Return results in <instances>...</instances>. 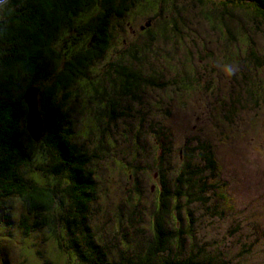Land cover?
I'll list each match as a JSON object with an SVG mask.
<instances>
[{
	"label": "rangeland",
	"instance_id": "rangeland-1",
	"mask_svg": "<svg viewBox=\"0 0 264 264\" xmlns=\"http://www.w3.org/2000/svg\"><path fill=\"white\" fill-rule=\"evenodd\" d=\"M9 1H0V20ZM111 31L103 56L86 70V79L103 87L99 100L93 85L79 79L65 105L75 142L93 154L88 168L97 198L89 226L109 248L108 259L137 254L136 232L151 236L154 199L171 187L182 149L199 137L210 143L218 169L210 202L217 210L189 207L197 243L215 257L223 253L227 264H264V21L228 1L134 0ZM76 35L64 33L60 48L76 47ZM118 62L144 74L153 69L166 85L140 88L139 102L117 97L111 80ZM235 96L246 98L227 111ZM105 106L114 112L110 118ZM26 211L16 195L0 198V264H76L48 228H33L35 215L23 223Z\"/></svg>",
	"mask_w": 264,
	"mask_h": 264
},
{
	"label": "trees",
	"instance_id": "trees-1",
	"mask_svg": "<svg viewBox=\"0 0 264 264\" xmlns=\"http://www.w3.org/2000/svg\"><path fill=\"white\" fill-rule=\"evenodd\" d=\"M225 1L264 21V0L220 3ZM133 3L134 0H10L5 5L0 20V198H20L27 209L21 215L23 223H27L29 214L35 215L33 228H48L58 247L73 253L76 264H227L223 253L215 257L197 243L193 230L196 218L189 209L192 203L205 206L210 214L217 210L215 205L210 207L216 194L212 179L217 163L210 143L199 137L182 149L179 171H175L171 187L160 188L154 199L151 236L136 232L138 237H131L138 239L137 254L126 252L117 261L109 260V248L103 247L105 242L91 232L90 207L97 198V182L88 168L93 154L75 142L65 105L79 79L93 85L92 91H97L94 100H99L103 87L97 88L96 83L86 79V70L111 43L112 20L124 17ZM148 24L149 20L145 22ZM70 30L78 34L77 42H71L76 47L60 48V38ZM130 54L137 57L135 50ZM115 66L111 82L118 85L117 97L139 102L140 88L166 85L153 69L144 74L141 67L120 62ZM28 87L38 91L43 118L38 141L25 128L27 108L22 94ZM246 93L247 99L255 98L253 90ZM240 97L246 98H228L232 105L227 111L241 101ZM109 109L103 107L110 118L114 112ZM89 116L92 121L94 116ZM30 173H40L45 180L40 183ZM120 216L122 221L126 215L121 212Z\"/></svg>",
	"mask_w": 264,
	"mask_h": 264
},
{
	"label": "water",
	"instance_id": "water-1",
	"mask_svg": "<svg viewBox=\"0 0 264 264\" xmlns=\"http://www.w3.org/2000/svg\"><path fill=\"white\" fill-rule=\"evenodd\" d=\"M1 1V0H0ZM38 91L28 87L23 91L22 98L26 103L25 128L36 141L42 136L43 118L38 108Z\"/></svg>",
	"mask_w": 264,
	"mask_h": 264
}]
</instances>
